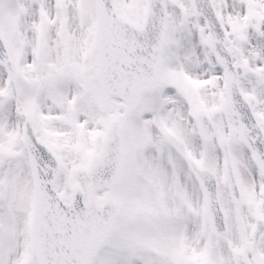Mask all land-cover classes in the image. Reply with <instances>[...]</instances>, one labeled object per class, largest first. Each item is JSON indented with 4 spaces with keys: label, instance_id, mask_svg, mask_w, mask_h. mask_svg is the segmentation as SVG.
Masks as SVG:
<instances>
[{
    "label": "snow or ice",
    "instance_id": "snow-or-ice-1",
    "mask_svg": "<svg viewBox=\"0 0 264 264\" xmlns=\"http://www.w3.org/2000/svg\"><path fill=\"white\" fill-rule=\"evenodd\" d=\"M0 264H264V0H0Z\"/></svg>",
    "mask_w": 264,
    "mask_h": 264
}]
</instances>
